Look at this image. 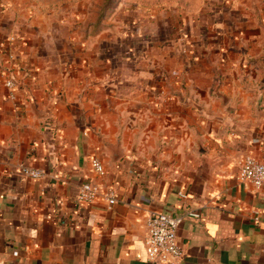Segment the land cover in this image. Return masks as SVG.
Masks as SVG:
<instances>
[{
    "label": "crops",
    "instance_id": "crops-1",
    "mask_svg": "<svg viewBox=\"0 0 264 264\" xmlns=\"http://www.w3.org/2000/svg\"><path fill=\"white\" fill-rule=\"evenodd\" d=\"M3 1L0 264H151L152 213L185 217L181 264H264V190L239 180L245 157L264 162V0L127 11L69 43ZM92 183L115 188L111 210L78 200Z\"/></svg>",
    "mask_w": 264,
    "mask_h": 264
},
{
    "label": "built area",
    "instance_id": "built-area-1",
    "mask_svg": "<svg viewBox=\"0 0 264 264\" xmlns=\"http://www.w3.org/2000/svg\"><path fill=\"white\" fill-rule=\"evenodd\" d=\"M4 8V5H2ZM19 43L17 36H11L8 39V44L16 46ZM13 50V49H11ZM187 50H185V53ZM17 54L13 51L8 53V62L12 63L14 68L20 69ZM5 86L9 90H16L18 84L14 78H7ZM91 166L94 172L99 177L105 176V168L99 158H94L91 161ZM19 174L24 179L39 180L44 178L45 171L28 166H23L19 169ZM239 180L245 184H251L256 190H264V162L257 160L254 157L247 156L244 159L242 169L239 174ZM183 198L186 197L180 193ZM102 198L111 210L118 202V193L112 186L92 183L81 188L78 200L81 203L92 204ZM187 218H200V215L191 212ZM185 217H176L164 213H152L146 219V237L144 248L147 261L151 264H181L185 256V251L179 244L178 231L183 224ZM258 221V218H255ZM15 256L18 254L15 253Z\"/></svg>",
    "mask_w": 264,
    "mask_h": 264
},
{
    "label": "rangeland",
    "instance_id": "rangeland-1",
    "mask_svg": "<svg viewBox=\"0 0 264 264\" xmlns=\"http://www.w3.org/2000/svg\"><path fill=\"white\" fill-rule=\"evenodd\" d=\"M6 1L16 3L22 12L53 15L50 22L45 20L41 26L64 30L68 43L73 39V36L69 38V35H76L79 31V34L85 36L90 27L97 22L100 25V21L109 19L112 15L115 19L127 11L130 15H136L139 9L168 10L176 1L181 2V0H4L2 2L4 9L7 7Z\"/></svg>",
    "mask_w": 264,
    "mask_h": 264
}]
</instances>
